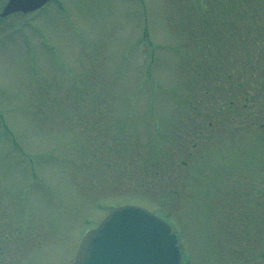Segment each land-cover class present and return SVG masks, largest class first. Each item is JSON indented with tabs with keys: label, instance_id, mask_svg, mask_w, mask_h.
Returning <instances> with one entry per match:
<instances>
[{
	"label": "rangeland",
	"instance_id": "1",
	"mask_svg": "<svg viewBox=\"0 0 264 264\" xmlns=\"http://www.w3.org/2000/svg\"><path fill=\"white\" fill-rule=\"evenodd\" d=\"M125 205L171 223L183 264H264V0L0 22V264H72Z\"/></svg>",
	"mask_w": 264,
	"mask_h": 264
},
{
	"label": "water",
	"instance_id": "2",
	"mask_svg": "<svg viewBox=\"0 0 264 264\" xmlns=\"http://www.w3.org/2000/svg\"><path fill=\"white\" fill-rule=\"evenodd\" d=\"M49 0H9L1 17ZM74 264H181L177 239L161 218L138 207L115 209L84 239Z\"/></svg>",
	"mask_w": 264,
	"mask_h": 264
},
{
	"label": "flooded vegetation",
	"instance_id": "3",
	"mask_svg": "<svg viewBox=\"0 0 264 264\" xmlns=\"http://www.w3.org/2000/svg\"><path fill=\"white\" fill-rule=\"evenodd\" d=\"M239 86V84H237V87Z\"/></svg>",
	"mask_w": 264,
	"mask_h": 264
}]
</instances>
